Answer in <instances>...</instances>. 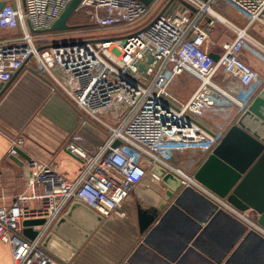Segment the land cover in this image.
Wrapping results in <instances>:
<instances>
[{
    "label": "built area",
    "instance_id": "obj_1",
    "mask_svg": "<svg viewBox=\"0 0 264 264\" xmlns=\"http://www.w3.org/2000/svg\"><path fill=\"white\" fill-rule=\"evenodd\" d=\"M71 1L7 0L0 10V30L21 28L14 37L0 39V82L12 80L34 62L83 113L64 146L82 162L79 174L70 179L53 161L30 160L26 190L12 203L0 204V239L11 246L13 264H62L43 241L70 206L78 201L101 214L125 216V205L138 185L148 179L161 183L156 166L179 176L183 188L210 198L264 238V226L248 217V210L198 181L194 164L181 158L190 152L208 156L226 131L217 118L234 106L238 111L247 108L263 87L264 73L243 50L251 44L264 55V42L250 31L253 24L264 26V0H154L149 5L139 0H83L77 10L94 5L92 21L101 30L141 22L123 36L117 51V37L48 43L46 32H37L50 28ZM224 4L247 19L245 26L220 12ZM218 21L234 37L222 44L215 60L206 44ZM221 74L238 79L241 89L219 84ZM183 75L197 81L186 100L173 89ZM92 119L104 124L107 133L99 144L87 147L82 142L94 135L89 130ZM117 140L121 143L114 146ZM22 142H13L12 155ZM35 218L45 222L32 226L37 234L30 238L24 221Z\"/></svg>",
    "mask_w": 264,
    "mask_h": 264
},
{
    "label": "crops",
    "instance_id": "obj_2",
    "mask_svg": "<svg viewBox=\"0 0 264 264\" xmlns=\"http://www.w3.org/2000/svg\"><path fill=\"white\" fill-rule=\"evenodd\" d=\"M220 12L241 26L247 22L231 5L224 4ZM219 24L224 25L218 22L212 37ZM250 29L264 41V26L253 24ZM208 47L217 55L222 50V46ZM246 59L264 73V63L248 55ZM218 82L233 90L241 89L238 79L223 74ZM245 110L238 111L234 106L217 118L226 125L225 134ZM82 115L55 80L38 70L34 62L19 70L0 98V204L12 203L17 193L27 188L30 160L19 152L14 154L18 159L15 160L10 153L13 142L19 138L23 142L18 147L31 160L53 161L70 179L79 174L82 162L64 146ZM91 127L94 125L89 130L96 138L93 144H99L104 136L98 137ZM82 143L87 147L93 145ZM182 157L184 163L190 161L194 164L192 169H197L207 155L190 152ZM166 189L163 183L150 179L138 185L125 205L126 215L103 212L101 222L74 257L69 262L61 260L62 264H264L263 236L244 220L189 188H180L150 228L140 232L138 205L158 206ZM245 214L254 221L260 215L254 209ZM0 264H13L12 248L1 239Z\"/></svg>",
    "mask_w": 264,
    "mask_h": 264
},
{
    "label": "water",
    "instance_id": "obj_3",
    "mask_svg": "<svg viewBox=\"0 0 264 264\" xmlns=\"http://www.w3.org/2000/svg\"><path fill=\"white\" fill-rule=\"evenodd\" d=\"M6 1L0 0V10ZM82 1L72 0L50 28L37 30V32L63 31L75 27L69 21ZM139 1L149 5L154 0ZM183 3L186 2L183 1ZM54 45H58V43ZM211 56L215 60L219 59L217 54L211 53ZM152 59V55H149V60ZM140 67L144 70L145 64L142 63ZM12 80L0 82V98ZM120 143L121 141L117 140L114 146ZM16 150L31 160L18 146H16ZM12 157L18 160L14 155ZM154 172L161 176V183L166 185L167 189L158 206L145 208L141 204L138 205L137 216L142 233L150 228L160 210L183 187L181 178L174 173L166 172L160 166H156ZM195 176L198 181L219 196L226 198L237 208L256 210L260 214L258 222L264 226V85L237 122L229 128L219 144L197 168ZM102 218L101 213L88 205L78 201L74 202L65 215L54 224L44 239L43 245L60 260L69 262L99 225ZM44 222V218L26 219L24 221L25 235L34 238L37 232L33 230L32 226Z\"/></svg>",
    "mask_w": 264,
    "mask_h": 264
},
{
    "label": "rangeland",
    "instance_id": "obj_4",
    "mask_svg": "<svg viewBox=\"0 0 264 264\" xmlns=\"http://www.w3.org/2000/svg\"><path fill=\"white\" fill-rule=\"evenodd\" d=\"M95 10H96L95 6L92 4L84 5L81 9L76 10L70 18L69 23L75 27L69 30H63V31H58L54 33L46 32L45 34H47L46 35L47 37L45 36V39L47 40L48 43H50L53 40L60 41V40H67V39H74V38L90 39V38H95V37L96 38L117 37L118 40L114 43L115 46L113 48V50L117 51L118 46L122 44V41L124 39L123 36L137 29L141 25V22L128 24V25L118 24L116 27L108 28L106 30L105 29L101 30L97 26H95V23H93L92 21V13L95 12ZM103 11L104 10H102V12ZM229 19L233 21V18L229 17ZM217 29L219 30H216L215 35L213 37L211 35V40L208 42V45L206 46V48L208 46H210V48H217L219 46L221 47L222 44L226 40L232 39L234 37L233 31L230 28H228L226 25L219 24ZM17 32L18 31L9 32V31L0 30V39H3L5 37H14V35H16ZM251 33L253 34V32ZM243 53L246 56L247 55L250 56L251 59H255L261 63H264V59H263L264 55L251 44L247 45V47L243 50ZM196 84H197L196 80L186 75H183L177 78V83L174 85L173 89L174 91L175 90L180 91L181 92L180 94H178L177 92L176 93L183 100H186V98L195 88ZM91 123L92 125H94V128L92 127L91 128L97 133L98 137L105 136V134L107 133V128L104 126V124L99 123L96 120L93 121V119ZM88 139H86L85 141L90 142L92 144L93 142H96V138L94 137V135H89Z\"/></svg>",
    "mask_w": 264,
    "mask_h": 264
}]
</instances>
